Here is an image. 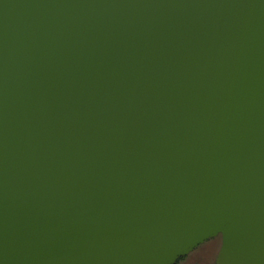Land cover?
I'll list each match as a JSON object with an SVG mask.
<instances>
[{
  "label": "water",
  "instance_id": "95a60500",
  "mask_svg": "<svg viewBox=\"0 0 264 264\" xmlns=\"http://www.w3.org/2000/svg\"><path fill=\"white\" fill-rule=\"evenodd\" d=\"M264 264V0H0V264Z\"/></svg>",
  "mask_w": 264,
  "mask_h": 264
},
{
  "label": "rangeland",
  "instance_id": "374dc122",
  "mask_svg": "<svg viewBox=\"0 0 264 264\" xmlns=\"http://www.w3.org/2000/svg\"><path fill=\"white\" fill-rule=\"evenodd\" d=\"M221 248V237L210 240L187 257L184 263L182 262L180 264H216Z\"/></svg>",
  "mask_w": 264,
  "mask_h": 264
},
{
  "label": "flooded vegetation",
  "instance_id": "af4514ba",
  "mask_svg": "<svg viewBox=\"0 0 264 264\" xmlns=\"http://www.w3.org/2000/svg\"><path fill=\"white\" fill-rule=\"evenodd\" d=\"M196 250H197V249H196ZM189 256H190V255H189ZM189 256H188V257H189ZM186 258H187V257H186ZM186 258H183V259L179 260V261L177 262V264H180V263H182V262L184 263V261L186 260Z\"/></svg>",
  "mask_w": 264,
  "mask_h": 264
},
{
  "label": "trees",
  "instance_id": "16d2710c",
  "mask_svg": "<svg viewBox=\"0 0 264 264\" xmlns=\"http://www.w3.org/2000/svg\"><path fill=\"white\" fill-rule=\"evenodd\" d=\"M183 259V258H182Z\"/></svg>",
  "mask_w": 264,
  "mask_h": 264
}]
</instances>
